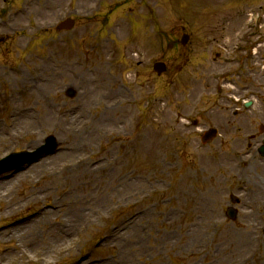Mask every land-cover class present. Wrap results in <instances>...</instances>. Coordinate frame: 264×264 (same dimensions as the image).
<instances>
[{
  "label": "rangeland",
  "instance_id": "374dc122",
  "mask_svg": "<svg viewBox=\"0 0 264 264\" xmlns=\"http://www.w3.org/2000/svg\"><path fill=\"white\" fill-rule=\"evenodd\" d=\"M1 8L7 12L0 22V126L12 123V108L36 104L31 92H39L55 113L73 108L86 119L95 109L107 110L108 121L119 127L87 126L78 133L86 139L83 157L70 159L71 170L57 179L48 167L31 170L74 143L55 127L0 150V159L32 151L49 135L60 144L56 153L3 180L5 199H14L0 203V264H95L106 258L109 264H198L197 251L227 256L221 235L239 232L243 211L250 210L252 196L242 188L264 180L258 152L264 138V0H0V15ZM68 16L76 27L58 30ZM185 32L191 38L184 46ZM160 60L168 66L161 76L153 69ZM211 126L220 135L204 144L201 135ZM107 163L112 166L105 171ZM112 170L113 179L131 178L133 185L110 201L103 195L112 181L105 173ZM36 181L50 195L27 204ZM98 191L100 197L87 198ZM69 195L88 205L69 227L70 248L49 256L38 246L56 235L44 228L32 243L10 237L13 226L6 224L49 203L67 204L51 217L62 221ZM232 196L240 202L233 204ZM95 206L92 220L79 227ZM230 206L238 210L235 219L226 215ZM136 210L147 212L145 247L126 235L107 238ZM255 214L264 241V207ZM190 225L200 233L193 253L186 247ZM15 246L19 251L9 255Z\"/></svg>",
  "mask_w": 264,
  "mask_h": 264
},
{
  "label": "bare ground",
  "instance_id": "6f19581e",
  "mask_svg": "<svg viewBox=\"0 0 264 264\" xmlns=\"http://www.w3.org/2000/svg\"><path fill=\"white\" fill-rule=\"evenodd\" d=\"M82 80H84V75H82ZM31 97H33L37 101L36 104L28 105L22 108H12L9 118V121L12 123H9L3 128L0 126V150L4 147L9 146L19 138L27 137L28 135H35L48 128L49 126L55 127L57 130L61 131V135L66 142L74 139V143L72 142L73 144L69 145L64 144L62 150L59 151L55 156L47 158L44 161H40L38 163L39 165H34L31 167V170L39 169V166L44 169L48 167L50 169L48 174L51 178L57 179L59 174H62L63 172H69L72 168L70 159H73L74 157H78V159H80L83 157L82 154H80V145L82 143V146L84 147L85 144L83 142H86V139L77 138L76 135L82 132L84 128H86L87 126H90L89 128L97 127L98 129H101L102 127L105 128V126L115 128L119 127L117 124L118 121H114L111 123L108 121L106 117L107 110L100 112L99 109H95L93 117L89 116V118L85 119L83 112H76V110L73 108H62L56 113L53 112L52 110H55V107L50 109L47 101L42 98V94L39 92H31ZM36 144H38V142L35 143V145ZM104 159L105 160H103V163L109 160L108 157ZM244 159V156L241 157V161H243ZM82 164H86V161L84 160ZM107 164L102 167V169H104L105 171L112 166V164ZM113 172L114 170H112L110 173H105V178L112 179V181L109 185L105 186V194L103 196H105L104 199H106L107 197L110 201L113 200V197L116 196V194L128 191L133 185V181L131 180V178L127 179L124 177H119V179H113L112 175L116 176L115 174H113ZM38 184L39 183L36 181V183L32 185L26 192V194L29 195L26 198L27 204L38 203L41 199L49 197L50 192L47 191V188L44 186L40 188ZM242 189L244 192H246V194L249 193L252 196V198L249 200L250 210L245 209L243 211L244 220H242V222L238 224L239 232L231 229V232L233 234L221 235L222 244H225L227 246L226 250L229 251L227 253L228 255L222 256L213 251L202 254L201 252L197 251L196 253L198 257L201 258L198 264H249L251 261H253L252 259L254 258H257L259 260L262 259V263H264V241L259 232L260 223L258 221V216H256L257 214H255L256 211L264 207V180H261V182H258V184L256 182H253L248 186L243 187ZM7 190L8 188H6V182L0 181V203H9L13 201L14 198L12 196L7 200L5 199V193H7ZM71 190L72 188H68L67 191L70 192ZM101 195L102 193L98 191L95 195L87 196V198L93 201L94 196L100 197ZM68 199L71 201V203L69 204L70 207L65 209V211H62V216L64 217L62 221L52 220L51 217L55 215V213L53 212L60 211L67 204H58L56 202L49 203V208L43 206L36 211L35 215L17 221V224L13 226L10 237H17L18 235L20 237L24 236L27 240H29V243H32L35 242L38 237L37 232L44 228L45 234L56 236H52L50 238V241L48 239L46 241H42V244H40L38 247L47 250L49 256H51L56 251L64 252V250L70 248L69 243L71 241L67 243L70 240L67 238L70 231L69 227L71 229L76 220V216L79 213L84 212L88 208V205L83 201H79V199L73 201L74 198H72L71 195H69ZM98 209L99 208L97 206L91 208L90 212L84 215L86 218H83L81 220L79 227L81 226L82 222L91 221L92 213ZM199 211L200 208L197 207L195 210L196 216ZM146 215L147 212H142L140 210L134 211L126 220L123 221L122 224L116 225V227L113 228L111 237L108 234L107 238H117L119 235H126L129 241L137 239L139 246L145 247V245L143 246V241L145 240V235L147 232L146 227H148V223L144 224ZM129 223H134L140 226V228L137 227V230L133 225ZM125 224L127 225L124 226ZM190 227L191 238L186 247H189V252L193 253L195 251H193L192 248H194L198 243L197 238L198 236L200 237V233L198 230H195L194 225H190ZM7 233V229H4L1 232L2 236ZM225 233H228V231H226ZM15 251H19L16 246L8 249L9 255H12L13 253H15ZM21 253L26 254L24 250ZM197 255L195 253L192 254V256L194 257H197ZM219 255L220 257H218ZM109 262L111 261L108 260L103 263L97 264H109Z\"/></svg>",
  "mask_w": 264,
  "mask_h": 264
},
{
  "label": "water",
  "instance_id": "95a60500",
  "mask_svg": "<svg viewBox=\"0 0 264 264\" xmlns=\"http://www.w3.org/2000/svg\"><path fill=\"white\" fill-rule=\"evenodd\" d=\"M73 26H74V21L71 19L64 21L60 25L61 28H68V29L72 28ZM187 38L188 37L185 36V38H184L185 41L187 40ZM156 69H157L159 74H162L166 70V67L163 63H157ZM216 135H217V129L211 128L203 136V141H208V140L214 138ZM56 146H57V143L55 142V138L49 137L47 139L46 144L41 146V148H39L36 152H33V153L22 152V153H18V154L17 153L12 154L11 156L5 158L4 160H2L0 162V173L3 171H8L12 168L19 167L23 163L31 162V161L35 160L39 155L43 154L44 152L54 150L56 148ZM263 153H264V150H263ZM235 213H236L235 210L230 209V215L232 217H235Z\"/></svg>",
  "mask_w": 264,
  "mask_h": 264
}]
</instances>
